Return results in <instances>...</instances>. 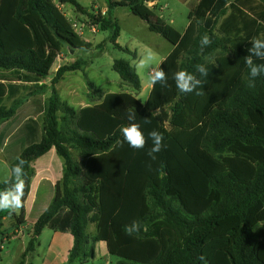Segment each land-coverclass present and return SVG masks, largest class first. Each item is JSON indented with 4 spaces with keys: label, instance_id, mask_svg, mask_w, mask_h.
<instances>
[{
    "label": "trees",
    "instance_id": "16d2710c",
    "mask_svg": "<svg viewBox=\"0 0 264 264\" xmlns=\"http://www.w3.org/2000/svg\"><path fill=\"white\" fill-rule=\"evenodd\" d=\"M148 2L106 0L103 15L78 0H0V124L29 97L50 90L44 105L41 98L34 102L38 118L20 127L22 145L10 163L11 169L17 158L25 161L24 197L33 162L52 149L63 160V178L35 222L19 264L35 251L46 228L71 233L70 264L81 260L91 242H105L109 255L119 259L116 264H264V73L249 87L244 61L250 41L264 35V0H200L184 33L166 24ZM62 4L100 30L112 31L111 42L126 52L131 51L117 42L121 28L115 9L126 7L144 20L174 46L158 68L166 72L167 86L157 83L142 104L129 93L103 97L88 80L89 91L102 102L78 112L61 99L56 85L68 72H84L86 61L61 66L50 86L40 84L63 45L70 51L89 49L60 10ZM204 34L212 43L201 51ZM199 64L208 69L207 78L196 72ZM113 69L141 91V78L129 61L116 60ZM180 70L204 81L197 89L202 95L177 89L173 75ZM130 111L147 138L143 149L123 141L120 129L130 123ZM153 130L164 137L155 159L148 155ZM5 140L0 134L2 146ZM8 186L1 183L0 190ZM133 221L140 231L128 235L125 226ZM90 224L97 226L92 238Z\"/></svg>",
    "mask_w": 264,
    "mask_h": 264
},
{
    "label": "rangeland",
    "instance_id": "374dc122",
    "mask_svg": "<svg viewBox=\"0 0 264 264\" xmlns=\"http://www.w3.org/2000/svg\"><path fill=\"white\" fill-rule=\"evenodd\" d=\"M78 1L83 6L92 8L95 13H102L100 5L95 0ZM160 1L161 4H165L166 2H168L170 7L164 10L163 13L156 9L154 10L155 14L157 16H162V19L166 24L174 27L180 33H183L186 30L189 22L191 7L183 5L178 0ZM62 9L65 14H69L72 16L74 15L73 20H77L84 26L83 32L85 37H83L84 40H87V43H89V49H78L74 54H71L72 51L67 50V45H63V49L65 50L64 57L75 58V60L81 59L88 63L84 72L69 73L65 81L60 84L59 90L61 98L69 103H72L69 89L74 88L77 90L76 103L83 104L89 101L91 102V105H97L100 100L98 98H94L91 92L88 95V100V80L94 82L96 86L104 92L133 91V88L123 82L120 75L113 69L114 62L119 59L127 60L133 66H135L137 73L139 74L140 78L143 79L144 85H146L149 80L151 71H156L159 64L161 63L162 58L168 56L167 54H170V52L174 48V46L162 36L150 31L148 28V24L138 16H135L126 7H118L117 9H115L114 15L118 19L121 28V33L117 42L122 48H128L131 52H126L124 50L116 48L114 43L110 40L112 31H102L97 27L98 33H91L93 35V38L92 36L90 37L89 29L91 27V24L88 23L84 17L77 14L71 5L67 4L66 7ZM87 37L93 40L88 41ZM262 38H264V35ZM149 56L151 57L150 60L148 59ZM141 60L146 61L144 66H140ZM59 62L65 63L63 62V60ZM54 67L55 65L52 68V70L54 71L53 76L58 70L57 69L55 71ZM147 98V90L143 91L138 97V99L142 102H144ZM31 112L32 109L31 111H27L28 114H30ZM59 117L61 118V114H59ZM19 119L20 118L16 119L15 122H12L11 126L16 125L17 120ZM4 128L5 126H2V129ZM14 135L15 136L12 138L9 144V148L5 149V152L1 150L3 146L0 144V184L10 179V165L8 164V162L12 160L13 156L15 155V145L18 142L20 143V146L22 145V141H20L22 136L21 132L16 131ZM72 151L75 158L80 159L78 152L74 150ZM47 157L48 156H46L45 158ZM59 159L63 161L61 157H59ZM33 171V176H35L36 180L44 177V173L42 171H36V168ZM53 174V176H55L54 172ZM47 176L50 175H46V177ZM45 191L46 188L43 186L41 188V194L45 193ZM27 200L29 201L27 197L23 198V207L15 211L16 216L11 211H0V215L6 216L3 224L5 225L6 232L10 236L13 232V224L22 225L25 227L26 234H28V237L25 239V247L27 246L31 237H29V234L32 233V230H30L29 228L30 226L26 224V222H23V219L20 218L24 212V206L29 204ZM41 204L42 203L39 202L38 207L41 206ZM38 207L34 211L27 212L28 222L30 223V225L34 222L37 216L36 213L39 212ZM20 221H22L23 224H20ZM87 233L91 238L95 236L97 234L96 224H90L87 228ZM57 235L59 238L65 237V234L63 233ZM54 236L55 232L50 228H46L43 231L39 240V245L36 246L34 252L27 255V264H44L48 256H51L50 250H52V246L54 244ZM4 238V235H2V237L0 238V247L1 245H3V249L1 250L0 248V264H19L22 260L21 255L24 252L23 242L17 240V238H5L6 240ZM96 244L97 243L91 242L89 245H87L84 249L85 254L81 257V260L76 261L75 264H116L119 261L117 257L109 255L105 247ZM67 264H70V262H68Z\"/></svg>",
    "mask_w": 264,
    "mask_h": 264
},
{
    "label": "crops",
    "instance_id": "0c3cea01",
    "mask_svg": "<svg viewBox=\"0 0 264 264\" xmlns=\"http://www.w3.org/2000/svg\"><path fill=\"white\" fill-rule=\"evenodd\" d=\"M95 1L100 5V8L102 10V13L105 14L108 11V5L106 3V0H95ZM178 1L180 3H182L183 5H185V6L191 7L190 9L193 10L196 7V5L199 3L200 0H178ZM66 5L67 4L60 5V10L62 12H63V9L62 8H65ZM148 5L153 10V12H154V10L158 9L161 13H163L164 10H166V9H168L170 7V5H169L168 2H166L165 4H161V1L160 0H149ZM65 15L67 17H70V18L74 19L73 18L74 15L73 16L72 15H69V14H68L69 16L67 14H65ZM158 17L162 18V16H158ZM188 25H189V22H188ZM188 25H187V27H188ZM187 27H186V29H187ZM90 29H89V31H90V34L89 35H90V37L92 36V38H93V35L91 33H98L97 32L98 29H97L96 32H92V30H90ZM84 37L82 38L83 40H84ZM87 39H88V41L89 40H93L91 38L89 39L88 37H87ZM84 41L87 42V40H84ZM67 50H69V48H67ZM75 51L76 50H74L73 52H71V54H74ZM167 55H169V54H167ZM62 56H63V59H62ZM64 56H65V50L62 47L61 55L56 59V61L54 63V65H55L54 70L55 71L57 69H59L61 66H64L66 64H72L76 60H78V59L75 60V58H68V57H64ZM166 57L167 56H165V58ZM165 58H162L161 63L159 64V66L162 64V62L165 60ZM62 60L65 63L59 62V61H62ZM159 66H158V68H159ZM86 67H85L84 71L86 70ZM75 72H82V71H75ZM154 72L155 71H153V70L151 71V73H154ZM69 73H73V72L66 73L64 79L61 80L56 85V88H57V91H58V94H59L60 97H61L60 90H59L60 84L65 81V79L67 78V76L69 75ZM53 74H54V71L51 69L49 76L46 77V78H44L40 82V84H45L47 86H50L51 81H49V80H52L53 79V77L55 76V75L53 76ZM141 80H142V89L139 92H136L134 90L133 91H121V92L120 91H117V92H104L101 89H99V88L98 89L103 93V95H104L103 97H105L106 95L115 94V93H129V94L133 95L134 97H136L137 99H138L139 95L143 91H146L147 90V97L149 98L153 86L149 83V80H148V82H147L146 85H144L143 79H141ZM18 85H22V84L19 82ZM69 90H70V95H71L72 103H69L67 101L66 102L71 107H73L76 111L79 112L80 110H82L84 108L96 106V105H91V102H89V101H87V103H83V104L76 103V100H77V90L74 89V88H70ZM49 91L50 90H48L44 94H41L40 97H37V99L41 98L42 105H44V103L49 98V95H50V92ZM89 93H90V91H87V97H88ZM24 94L25 93L22 91V93L19 96V98L20 97H23ZM148 98L144 102L140 101L139 99L138 100L142 104H145L147 102ZM37 99L35 97H29L28 100L19 108V110L17 111V114L10 121L5 122L3 124H0V129H1L0 130V134L1 135L3 134L5 136V138H6L5 143H4L3 147L1 148L2 151L5 152V149H8L9 148V144H10L12 138L15 136L14 135L15 132L16 131L19 132L20 127L28 119H30V118H34V119L38 118V116L36 117V114H35V108L36 107L38 108V106H36V104L34 103V102L37 101ZM88 100H89V97H88ZM101 102H102V99L97 103V105H99ZM31 109H32V112L30 114H28L27 111H29V110L31 111ZM18 118H20L19 120H17V124L18 125L16 124L14 126H11L12 122H15L16 119H18ZM2 126H5V128L2 129ZM22 139L23 138L21 137V140L20 141H22ZM19 147H20V143L18 142L15 145L14 152H16V150ZM46 156H48V157L45 158ZM78 160L80 161L81 158L78 159ZM11 161L12 160H10L8 162L9 165H10ZM32 168H33V170L36 168V171H39V170L42 171L44 173V175H43L44 177L40 178L39 180H36L35 179V176L32 177L31 183H30V191H29V194L27 196V198L29 199V201L27 200L29 202V204H27V205L24 206V212H23V214L20 217L21 219H23V222H26V224H28L30 226L29 227L30 230H32V233L29 234V237L30 236L32 237V235H33V227H34L35 222L45 212V210L48 208V206L52 202V200L54 198V195H55V186L57 185L58 182H61V178H63V161H61L59 159L58 154L56 153L55 149H52L46 155L42 156L41 158H39L35 162H33ZM53 172L55 173V176H53L54 175ZM46 175H50V176H47L46 177ZM51 176H53V177H51ZM43 186L46 188V191H45V193L41 194V188ZM39 202L42 203V204H41V206L38 207ZM37 207L39 208V210H38L39 212L36 213L37 216H36L34 222L30 225V223L28 222L27 212L28 211H34V210H36ZM13 214H15V216H16V213L15 212H13ZM5 219H6V216H3L2 217V222L3 223H4ZM16 228L21 229L22 232H23V235L21 237L17 238V240H20V241L23 242V247H24V252H25L26 247H27V246L25 247V244H26L25 239L28 237V234H26V231H25V227L24 226L18 225V224H13L12 229L14 230ZM4 232H5L4 233V237L7 238L8 233L5 230V225H4ZM54 232H55V236L53 238L54 239L53 240V243L54 244L52 246V250H50V252H51L50 255L51 256H48V258L45 260L44 264H67L69 262V254H70V251H71V249L73 247V237H72V235H71L70 232H65V233L59 232V231H54ZM61 233L65 234V237L59 238L57 234H61ZM31 237H30V239H31ZM39 240H40V238H39ZM96 245H101V246L105 247V249L107 250V246H106V243L105 242H97ZM0 248L2 250L3 249V245H1ZM22 255H21V257H22ZM25 264H27L26 261H25Z\"/></svg>",
    "mask_w": 264,
    "mask_h": 264
},
{
    "label": "clouds",
    "instance_id": "9594fccd",
    "mask_svg": "<svg viewBox=\"0 0 264 264\" xmlns=\"http://www.w3.org/2000/svg\"><path fill=\"white\" fill-rule=\"evenodd\" d=\"M251 48L248 50L250 54L244 57L245 64L249 70V87H254V80L256 77L264 73V63L257 64L254 62L253 57L264 60V38L254 37L251 41ZM212 43L211 38L208 34H204L200 40L201 51ZM150 60L151 57L149 56ZM146 63L145 60L140 61V66H144ZM196 72L199 73V76L207 78L209 75L208 69L203 65H196ZM167 74L160 68L154 73L150 74L149 83L152 86H155L157 83L167 86ZM173 79L177 89L184 94L195 92L196 95H202V91H197L201 89L204 81L197 77V75L190 73L185 70H180L174 73ZM127 119L130 121L126 126H122L120 131L123 137V141L127 142L128 145L134 149H143L147 144V138L145 137L144 132L141 130V127L138 123H135L136 113L129 112ZM148 137L152 140V147L150 148L148 155L155 159V153L161 151L163 147V134L153 130L148 133ZM122 144L121 141L117 142ZM18 163L10 169L11 177L14 180L10 179L6 181L8 187L3 190H0V211H11L15 212L23 207V198L25 190V181L23 177L25 176L24 164L25 161L21 158H17ZM141 225L138 221H133L130 225L125 226V232L128 235L137 233L140 231ZM201 260H204V257H200Z\"/></svg>",
    "mask_w": 264,
    "mask_h": 264
},
{
    "label": "built area",
    "instance_id": "2783aa9c",
    "mask_svg": "<svg viewBox=\"0 0 264 264\" xmlns=\"http://www.w3.org/2000/svg\"><path fill=\"white\" fill-rule=\"evenodd\" d=\"M65 15V14H64ZM104 15V14H103ZM66 16V15H65ZM67 17V16H66ZM68 19H69V21H70V24H71V27H72V29H73V31L77 34V35H79L81 38H83V36H84V32H83V25L80 23V22H78L77 20H73L72 18H70V17H67ZM98 26H95V25H91V30H92V32H96L97 31V28ZM23 235V232H22V230L21 229H19V228H16V229H14L13 230V232H12V235L10 236L9 234H8V236H7V238H10V237H12V238H19V237H21Z\"/></svg>",
    "mask_w": 264,
    "mask_h": 264
},
{
    "label": "water",
    "instance_id": "95a60500",
    "mask_svg": "<svg viewBox=\"0 0 264 264\" xmlns=\"http://www.w3.org/2000/svg\"><path fill=\"white\" fill-rule=\"evenodd\" d=\"M73 52V51H72Z\"/></svg>",
    "mask_w": 264,
    "mask_h": 264
}]
</instances>
